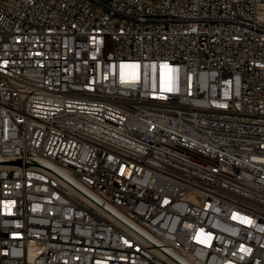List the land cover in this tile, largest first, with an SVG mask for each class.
<instances>
[{
	"label": "built area",
	"instance_id": "obj_1",
	"mask_svg": "<svg viewBox=\"0 0 264 264\" xmlns=\"http://www.w3.org/2000/svg\"><path fill=\"white\" fill-rule=\"evenodd\" d=\"M0 264H264V0H0Z\"/></svg>",
	"mask_w": 264,
	"mask_h": 264
}]
</instances>
